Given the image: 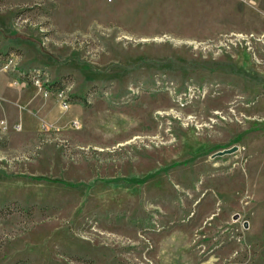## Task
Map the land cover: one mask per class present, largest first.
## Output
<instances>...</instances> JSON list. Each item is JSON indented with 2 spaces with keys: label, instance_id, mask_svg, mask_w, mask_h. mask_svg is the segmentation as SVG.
I'll return each instance as SVG.
<instances>
[{
  "label": "rangeland",
  "instance_id": "rangeland-1",
  "mask_svg": "<svg viewBox=\"0 0 264 264\" xmlns=\"http://www.w3.org/2000/svg\"><path fill=\"white\" fill-rule=\"evenodd\" d=\"M10 54L0 264H264V0H0Z\"/></svg>",
  "mask_w": 264,
  "mask_h": 264
},
{
  "label": "built area",
  "instance_id": "built-area-1",
  "mask_svg": "<svg viewBox=\"0 0 264 264\" xmlns=\"http://www.w3.org/2000/svg\"><path fill=\"white\" fill-rule=\"evenodd\" d=\"M14 61V57L10 54L2 61L1 69H7L11 66ZM14 85L22 83H30V85H35L40 93L44 97L53 96L56 99L61 101L63 107L70 105L67 97L63 95V90L54 88L50 84L49 80L45 78V75L39 68H31L26 71H21L18 73V76L12 80Z\"/></svg>",
  "mask_w": 264,
  "mask_h": 264
},
{
  "label": "crops",
  "instance_id": "crops-1",
  "mask_svg": "<svg viewBox=\"0 0 264 264\" xmlns=\"http://www.w3.org/2000/svg\"><path fill=\"white\" fill-rule=\"evenodd\" d=\"M1 81H7V75L0 72V82ZM32 88V87H31ZM54 101V100H53ZM23 113H19V115L22 117ZM21 125V124H20ZM20 128V127H19Z\"/></svg>",
  "mask_w": 264,
  "mask_h": 264
},
{
  "label": "water",
  "instance_id": "water-1",
  "mask_svg": "<svg viewBox=\"0 0 264 264\" xmlns=\"http://www.w3.org/2000/svg\"><path fill=\"white\" fill-rule=\"evenodd\" d=\"M235 148V147H234ZM232 150H234L233 148H229V149H224V150H221V151H218L216 154L217 155H220V154H223V153H226V152H231ZM237 217V215L234 216V218Z\"/></svg>",
  "mask_w": 264,
  "mask_h": 264
},
{
  "label": "trees",
  "instance_id": "trees-1",
  "mask_svg": "<svg viewBox=\"0 0 264 264\" xmlns=\"http://www.w3.org/2000/svg\"><path fill=\"white\" fill-rule=\"evenodd\" d=\"M59 89V88H58Z\"/></svg>",
  "mask_w": 264,
  "mask_h": 264
}]
</instances>
